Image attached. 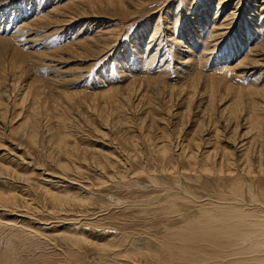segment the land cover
<instances>
[{
    "label": "rangeland",
    "instance_id": "1",
    "mask_svg": "<svg viewBox=\"0 0 264 264\" xmlns=\"http://www.w3.org/2000/svg\"><path fill=\"white\" fill-rule=\"evenodd\" d=\"M263 1L0 0V264L249 260Z\"/></svg>",
    "mask_w": 264,
    "mask_h": 264
},
{
    "label": "bare ground",
    "instance_id": "2",
    "mask_svg": "<svg viewBox=\"0 0 264 264\" xmlns=\"http://www.w3.org/2000/svg\"><path fill=\"white\" fill-rule=\"evenodd\" d=\"M264 2V1H263ZM264 4V3H263ZM14 8V7H13ZM262 9H264V6L262 7ZM263 14V13H262ZM263 16V15H262ZM262 16H261V18H262ZM218 29V28H217ZM264 32V31H263ZM241 36V35H240ZM264 36V35H263ZM214 37V36H213ZM211 40H213V38L211 39ZM0 43L2 44V45H9L8 44V42H7V40L6 39H2V38H0ZM245 43V42H244ZM4 47V46H3ZM208 51H212L211 52V54H213L214 53V51L212 50V49H207ZM259 49H253V50H251V53H250V56L251 55H253V56H257V58L259 57V56H263L264 55V49H261L260 51L261 52H256V51H258ZM230 51V50H229ZM234 51V50H233ZM255 52V53H254ZM232 54H237L236 53V50L232 53L231 52V55ZM15 59V58H14ZM245 60V59H244ZM247 60V59H246ZM252 62V63H250V65H255L254 63H257L258 61L256 60V58H252V59H250L249 60V62ZM247 62H248V60H247ZM248 62V63H249ZM15 63H17L15 60H14V64ZM245 64H247V63H244V62H242V63H240L239 64V67H245ZM17 65V64H16ZM250 67V66H249ZM238 108V107H237ZM235 110V109H234ZM33 134V133H32ZM63 141V140H62ZM164 146V145H163ZM242 147H243V145H242ZM164 150H165V148H164ZM166 150H167V148H166ZM165 150V151H166ZM164 152V151H163ZM164 154V153H163ZM197 155V154H196ZM165 156V155H164ZM192 156V155H191ZM207 159H208V157H207ZM247 162V161H246ZM228 166H230V164H228ZM250 167V166H249ZM222 171H223V169H221ZM248 170H249V168H248ZM208 171V170H207ZM225 171H226V169H225ZM250 171L251 170H249V172L248 173H250ZM210 172V171H209ZM230 172V171H229ZM171 173V172H170ZM238 187H239V185H238ZM75 199V198H74ZM62 202V201H61ZM232 206V205H231ZM231 211V210H230ZM233 213V212H232ZM231 213V214H232ZM234 215V214H233ZM232 215V216H233ZM236 215V214H235ZM224 216V215H223ZM222 216V217H223ZM242 216V215H241ZM244 216V215H243ZM235 217V216H234ZM246 217V216H245ZM238 218V217H237ZM236 219V218H235ZM238 219H240V217L238 218ZM237 219V220H238ZM246 219V218H245ZM247 220V219H246ZM233 220H231V222H232ZM241 222H239V220L237 221V222H239L238 223V230H239V232H238V235H233V234H231V233H229V234H223V235H226V238H227V236L229 235H231V239H230V237H229V240H230V243H232V245H230V244H228L227 243V245H230V246H234V249L233 250H235V247L236 248H240V251L238 252V253H240V254H242V255H240V256H248V258L250 257V259L248 260V259H245V260H240V259H236V260H232V261H229V264H242L244 261H246V262H248V264H264V256H262L261 254L264 252V226H262V225H260V226H258V225H245V223L244 222H246V221H242V220H240ZM225 222V221H224ZM259 223V222H258ZM226 225H227V223H225ZM225 224L223 223V222H221L220 224H219V226L218 227H216L215 225V227L216 228H219L220 229V231H222L223 229H226V228H224L225 227ZM230 224V223H229ZM233 226L235 225V223L234 224H232ZM237 226V225H236ZM243 226H249L248 228H243ZM262 226V227H261ZM231 227V226H230ZM229 227V228H230ZM235 227V226H234ZM234 227H232V228H234ZM229 228H227V230L229 229ZM215 229V228H214ZM231 229V228H230ZM236 229V228H235ZM234 230V229H233ZM214 231V230H213ZM219 231V233H221ZM224 231V230H223ZM226 231V230H225ZM229 232H232L231 230L229 231ZM234 232H236V231H234ZM205 234L207 233V232H204ZM215 233H217V231L215 232ZM224 233V232H223ZM225 233H228V231H226ZM237 233V232H236ZM218 234V233H217ZM216 234V235H217ZM235 234V233H234ZM213 235V234H212ZM201 237H205V235H203L202 236V233H201V235H200ZM200 236H199V238H200ZM219 236L221 237V235L219 234ZM190 237V236H189ZM208 237V236H207ZM210 237H212V236H210ZM190 238H192V237H190ZM197 238V237H196ZM195 238V239H196ZM225 237H223V239H222V241L223 240H225L224 239ZM235 238H237V239H235ZM195 239H192V241L193 240H195ZM202 239V238H201ZM201 239H199V240H201ZM197 241H199L198 240V238L196 239ZM203 240V239H202ZM205 240V239H204ZM204 240H203V242H204ZM211 240H212V238H211ZM211 240H208V241H211ZM221 240V239H220ZM218 241V243H221V241ZM207 241V240H206ZM213 241L214 242H216L217 241V239H216V237L214 236L213 237ZM227 241V240H226ZM199 242H202V241H199ZM229 242V241H228ZM207 243V242H206ZM210 243V242H209ZM216 244V243H215ZM198 245V244H197ZM192 246V245H191ZM213 246V245H212ZM185 247V246H184ZM218 247H219V244H218ZM223 247V246H222ZM231 247V248H232ZM228 250H229V248H228ZM232 250V249H231ZM182 252V251H181ZM234 252V251H233ZM196 253H198V252H196ZM195 254V253H194ZM235 254H237V253H235ZM196 255V254H195ZM221 255V254H220ZM227 255V254H226ZM231 255H232V253H231ZM264 255V254H263ZM236 256H238V254L236 255ZM217 257H220V256H217ZM193 258H195V257H193ZM201 258L202 257H199V259L197 258L196 259V261H199V260H201ZM227 258V257H226ZM244 258V257H243ZM247 258V257H246ZM184 259V258H183ZM203 260V259H202ZM221 260V259H220ZM1 261H2V259H1ZM6 262V261H5ZM216 262V261H215ZM11 263V262H10ZM244 264V263H243Z\"/></svg>",
    "mask_w": 264,
    "mask_h": 264
}]
</instances>
